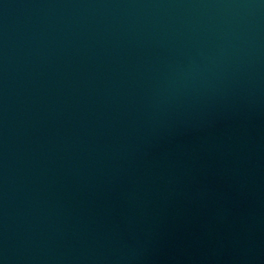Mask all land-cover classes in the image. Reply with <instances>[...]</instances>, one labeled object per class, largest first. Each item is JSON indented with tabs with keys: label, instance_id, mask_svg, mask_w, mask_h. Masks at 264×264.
<instances>
[{
	"label": "water",
	"instance_id": "obj_1",
	"mask_svg": "<svg viewBox=\"0 0 264 264\" xmlns=\"http://www.w3.org/2000/svg\"><path fill=\"white\" fill-rule=\"evenodd\" d=\"M0 264H264V0H0Z\"/></svg>",
	"mask_w": 264,
	"mask_h": 264
}]
</instances>
